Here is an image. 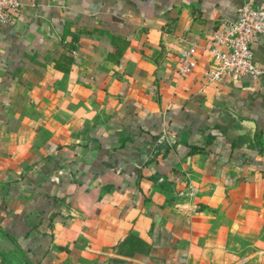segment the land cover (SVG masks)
I'll return each instance as SVG.
<instances>
[{"label":"crops","instance_id":"crops-1","mask_svg":"<svg viewBox=\"0 0 264 264\" xmlns=\"http://www.w3.org/2000/svg\"><path fill=\"white\" fill-rule=\"evenodd\" d=\"M20 1L0 27L17 250L0 264H264V73L204 77L246 0ZM252 51L264 71V41Z\"/></svg>","mask_w":264,"mask_h":264},{"label":"built area","instance_id":"built-area-1","mask_svg":"<svg viewBox=\"0 0 264 264\" xmlns=\"http://www.w3.org/2000/svg\"><path fill=\"white\" fill-rule=\"evenodd\" d=\"M21 6L20 0H0V27L11 24ZM254 40L264 41V6L246 0L237 18L221 22L210 39L209 67L204 72L206 81L216 82L226 76L256 78L264 73L253 62ZM195 53L194 47L179 53L180 74H189L195 68Z\"/></svg>","mask_w":264,"mask_h":264},{"label":"water","instance_id":"water-1","mask_svg":"<svg viewBox=\"0 0 264 264\" xmlns=\"http://www.w3.org/2000/svg\"><path fill=\"white\" fill-rule=\"evenodd\" d=\"M5 251L13 258L17 255L15 244L0 230V252Z\"/></svg>","mask_w":264,"mask_h":264}]
</instances>
